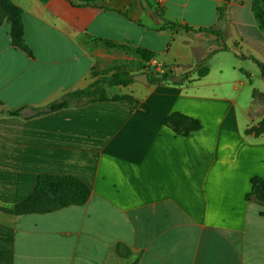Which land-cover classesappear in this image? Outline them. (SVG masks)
<instances>
[{
  "label": "crops",
  "instance_id": "0c3cea01",
  "mask_svg": "<svg viewBox=\"0 0 264 264\" xmlns=\"http://www.w3.org/2000/svg\"><path fill=\"white\" fill-rule=\"evenodd\" d=\"M12 1L29 50L0 23V264H264V205L252 192L264 133L247 132L264 114L252 59L264 62V0ZM131 62L132 73L163 66L179 80L122 86L149 113L109 99L35 114ZM175 112L200 128L176 132L164 123ZM42 174L79 178L87 202L1 209L29 198Z\"/></svg>",
  "mask_w": 264,
  "mask_h": 264
},
{
  "label": "trees",
  "instance_id": "16d2710c",
  "mask_svg": "<svg viewBox=\"0 0 264 264\" xmlns=\"http://www.w3.org/2000/svg\"><path fill=\"white\" fill-rule=\"evenodd\" d=\"M72 4H76L73 0H69ZM89 3L93 0H83ZM22 9L17 6L12 0H0V23L8 20L11 24V37L12 43L26 51L28 46L25 42L24 25L22 20ZM260 25L264 28V9L257 14ZM224 18V9L220 8V19ZM169 27L173 30L182 28L191 30L192 28L187 25H179L172 23ZM200 30L212 31L213 27L201 28ZM109 44L124 47L122 44H116L108 41ZM137 54L141 55L144 60H150L155 56V53L146 48H134ZM258 65L260 76L264 80V62L257 58H252ZM126 64L116 68V71L110 75H100L95 78L89 85L83 88L67 91L58 100L48 103L46 106L36 108L35 114H42L72 105H80L89 102L103 101V100H126L128 102H135L140 106L144 112L149 113L150 107L144 103H139L129 95L113 94L109 96L106 89L102 86L104 82L116 86H126L134 82L133 74L131 71L125 69ZM207 66L197 70L198 77L204 76L208 72ZM149 72V81L152 84L172 82L178 83L176 75L172 69L164 70L162 72L154 71L151 69L146 70ZM246 75L250 73L244 70ZM186 75L183 80L186 79ZM254 98L263 102L264 108V94L257 89L253 90ZM10 116H22V109H8L5 112ZM164 123L172 127L176 132L187 134L191 131L200 128L198 120L191 118L185 114L175 112L164 119ZM247 132H254L256 135L264 133V114L258 124L253 125L247 129ZM90 188L82 180L74 176H62L53 174H42L37 179L36 185L32 195L17 202L11 207H1V209L12 214H26V213H46L51 212L69 205H82L85 204L90 196ZM252 192L257 194L259 200L264 205V181L260 178L254 177L252 179Z\"/></svg>",
  "mask_w": 264,
  "mask_h": 264
},
{
  "label": "rangeland",
  "instance_id": "374dc122",
  "mask_svg": "<svg viewBox=\"0 0 264 264\" xmlns=\"http://www.w3.org/2000/svg\"><path fill=\"white\" fill-rule=\"evenodd\" d=\"M127 53H129V55L131 54L132 56L134 55L137 58L141 57V55L137 54L135 51H132V50H128ZM137 66H138V63L131 62V63L126 64L125 69L129 71H133ZM102 86L106 89L109 96H112L113 94L120 95L121 93L128 90L127 88L122 87L123 85L113 86V85L108 84V82H104Z\"/></svg>",
  "mask_w": 264,
  "mask_h": 264
},
{
  "label": "water",
  "instance_id": "95a60500",
  "mask_svg": "<svg viewBox=\"0 0 264 264\" xmlns=\"http://www.w3.org/2000/svg\"><path fill=\"white\" fill-rule=\"evenodd\" d=\"M133 79L144 84H149V74L147 72H139L133 74Z\"/></svg>",
  "mask_w": 264,
  "mask_h": 264
},
{
  "label": "built area",
  "instance_id": "2783aa9c",
  "mask_svg": "<svg viewBox=\"0 0 264 264\" xmlns=\"http://www.w3.org/2000/svg\"><path fill=\"white\" fill-rule=\"evenodd\" d=\"M162 71H164V67L163 66H159L158 67V72H162Z\"/></svg>",
  "mask_w": 264,
  "mask_h": 264
}]
</instances>
